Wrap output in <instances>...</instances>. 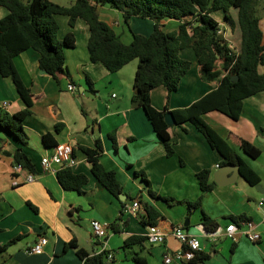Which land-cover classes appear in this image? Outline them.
Wrapping results in <instances>:
<instances>
[{"label": "crops", "instance_id": "crops-1", "mask_svg": "<svg viewBox=\"0 0 264 264\" xmlns=\"http://www.w3.org/2000/svg\"><path fill=\"white\" fill-rule=\"evenodd\" d=\"M102 8L104 6L98 8L100 19L110 25L120 39L124 32H117L116 27L123 22L121 13L116 10L101 12ZM230 13L236 20V12ZM5 14L6 10L0 8V18ZM259 15V26L264 33V12H259ZM59 16L56 19L61 30ZM215 19L222 25L229 45L237 50L240 44L238 26L230 30L221 17ZM63 21L66 34L71 28L67 18ZM153 23L148 18L132 17L127 26L130 32L148 35ZM162 23L165 31H173L179 21L166 19ZM73 31L75 46L65 49L66 72L58 73L56 77L41 72L38 53L32 49L22 51L13 61L32 94L31 113L22 122L27 136L23 150L38 166L40 158L53 151V147L44 145V134L51 133L57 144L70 142L76 159L71 167L75 172L87 175L88 182L82 187V192L65 190L55 174L38 171L33 181L23 182L25 172L22 171L17 175L20 183L13 185L12 158L0 154V246L19 237L0 251V264H84L74 248L64 250V245L75 238L78 247L89 255L98 252L89 228L92 219L117 224V231L109 228L106 232L105 249L113 253V259L106 261L108 264H134V252H139L148 264H166L164 255L182 246L169 234L175 225H182L187 233L196 235L201 247L199 252L206 255L204 260L191 264H264V203H260L264 196V91L243 100L238 119L217 110L203 115L205 122L221 137L229 136L233 141L241 138L260 150L257 157L251 158L234 147L258 176V182L252 185L241 176L240 170L237 172L234 167H225L220 154L189 122L168 127L175 143L173 154L167 156L145 112L131 102L137 61L132 60L118 71L109 72L100 63L89 60L86 24L78 20ZM124 39L123 43L130 42L131 35ZM180 55L191 62L190 69L175 91L168 93L163 86L150 91V101L156 109L172 111L187 106L217 86V81H206L200 77L193 52L183 49ZM86 77L93 83V92L88 89ZM69 83L76 89L69 90ZM104 92H111L108 99ZM2 102L8 103L0 107L8 113L24 108L12 80L0 76ZM56 124H62L57 133L54 131ZM109 133L115 135V146ZM0 138L3 140L2 148L12 151L14 143L1 130ZM95 139H99L102 145L100 163L117 174L122 186V199H117L100 186L90 173V164L81 147L93 148ZM233 141L230 142L234 146ZM205 168L209 169V180L214 184L210 191L201 193L196 173ZM140 171L144 172L155 193L171 197L174 201L169 204L161 198L151 197L144 182L135 175ZM127 196L134 197V200L140 197L161 213L156 225L168 233L163 243L149 244L145 240L142 248H122L128 236L144 235L146 231L137 216H122L118 220L122 207L120 201H129ZM200 196V206L188 212L185 201H195ZM28 202L36 207V211ZM203 214L217 223L213 233L204 228ZM239 216L255 222L260 234L256 242L247 239L241 230L236 233V241L223 235L231 218ZM185 219L187 225H184ZM209 234L216 236L215 242L210 241ZM39 237L47 238L43 252H26ZM169 264L185 263L174 261Z\"/></svg>", "mask_w": 264, "mask_h": 264}, {"label": "trees", "instance_id": "trees-1", "mask_svg": "<svg viewBox=\"0 0 264 264\" xmlns=\"http://www.w3.org/2000/svg\"><path fill=\"white\" fill-rule=\"evenodd\" d=\"M260 5L261 0H73L67 6L51 0H0V8L6 10V14L0 18V76L12 80L24 103V108L14 113L0 108V130L14 143L13 150L8 151L2 148L3 140L0 138V154L11 156L12 167L19 165L25 173L30 172L36 176L40 171L39 163L38 166L32 163L23 150L27 145V136L22 122L31 113L32 94L22 81L13 60L22 51L32 49L38 53L40 69L53 77L66 72L65 49L75 46L73 28L80 20L88 28L86 47L91 62L100 63L109 72H116L130 61H137L133 78L136 92L132 94L131 102L135 107L143 109L167 156L173 154L175 143L164 120L165 112L171 110L156 109L151 104L150 91L163 86L171 93L178 88L180 80L191 65L188 59L180 55V51L191 49L200 77L206 81H217V86L189 105L172 110L175 124L181 126L189 122L194 125L209 145L220 154L222 164L238 165L241 176L248 183L256 184L258 176L234 147L251 158L257 157L260 150L244 139L233 141L229 136L221 137L205 122L203 115L217 110L232 119H238L243 100L264 91V33L259 26ZM100 6L120 12L123 22L128 26L132 17L148 18L154 22L153 29L148 35L131 32V41L123 43L112 27L100 19ZM231 9L236 11V20L232 18ZM216 11L223 13L222 19L226 25L229 24L232 28L238 26L240 44L237 50L229 45L222 25L213 16ZM59 15L67 18L71 28L62 38H58L59 23L56 17ZM166 19L178 20L177 28L165 31L162 22ZM86 81L88 89L93 92L92 81L89 77H86ZM61 128L62 124H56L54 131L57 133ZM108 135L115 146L114 133ZM42 139L47 147L57 144L51 133L44 134ZM230 141L235 142L234 146ZM81 150L90 164V173L96 182L119 199L122 186L116 172L104 168L99 161L102 153L101 141L95 139L93 148L81 147ZM209 174L210 171L206 168L196 173L201 193L213 188L214 183L209 180ZM135 175L144 182L151 197L161 198L169 204L174 201L171 197L155 193L144 172H135ZM12 176L17 174L12 173ZM56 178L63 189L78 192H82V187L88 182L87 175L75 172L70 166L60 168ZM127 198L129 201L134 200V197ZM135 199L141 208L137 213L141 224L144 227L156 225L162 217L161 213L140 197ZM200 201L201 196L195 201H185L188 212L198 208ZM125 202L128 201H120L122 206ZM27 204L36 211L35 206L29 202ZM121 219L120 210L118 220ZM247 219L245 216L231 218L232 221ZM201 221L208 233H213L218 227L214 220L204 214ZM109 228L117 231V224L108 223L107 229ZM92 237L100 250L92 255L79 248L75 238L64 245V250L74 248L84 264H108L106 257L111 253L113 259L112 251L101 250L100 241L93 235ZM18 238L1 245L0 251ZM144 241L143 235L133 234L124 240L122 248H142ZM205 258L206 255L198 252L193 262ZM132 260L134 264H148L139 252L133 253Z\"/></svg>", "mask_w": 264, "mask_h": 264}, {"label": "built area", "instance_id": "built-area-1", "mask_svg": "<svg viewBox=\"0 0 264 264\" xmlns=\"http://www.w3.org/2000/svg\"><path fill=\"white\" fill-rule=\"evenodd\" d=\"M67 87L69 90L76 89L75 85L72 83H69ZM7 105V102L0 103V107H5ZM75 163L76 159L73 155V145L70 142H60L53 147L51 154H46L41 157L39 166L41 173H50L56 175L60 168L66 166L71 167ZM12 172L18 175L22 172V170L19 165H14L12 167ZM34 179L35 175L33 173L26 172L22 181L31 182ZM19 183L20 181L17 180V176H14L12 184L17 185ZM260 203H264V196L261 198ZM140 209L141 208L137 200L128 201L125 202L121 207V215L125 217L137 216V213L140 211ZM239 226H241V228H239ZM89 228L94 238L100 241V249H105L106 239L104 238L106 237L108 223L92 219L89 222ZM238 230H241L240 232L242 235L252 242H256L260 238V234L256 230L255 222L250 219L229 222L224 228L223 235L231 241H236V233ZM169 234L177 239L182 244V246L178 250L164 255V262L166 264L174 261L191 264L196 254L201 250L198 237L196 235L187 233L182 225L173 226ZM143 236L145 237L146 242L149 244H161L165 241L168 233L160 229L157 225H149L146 227V231ZM208 238L212 242L216 241V236L213 234H209ZM46 243V237H39L26 249V252L39 254L43 252ZM106 258L108 260L112 259V254L108 253Z\"/></svg>", "mask_w": 264, "mask_h": 264}, {"label": "rangeland", "instance_id": "rangeland-1", "mask_svg": "<svg viewBox=\"0 0 264 264\" xmlns=\"http://www.w3.org/2000/svg\"><path fill=\"white\" fill-rule=\"evenodd\" d=\"M51 1H52V2H55V3H58V4H61V5H65V6H67V5H69L73 0H51ZM100 11H101V12H104V11H106V12H115L114 9H111V8H109V7H107V6H104V9L102 8ZM231 12H236V11L233 10V11H231ZM259 12H264V0L261 1V5H260V8H259ZM213 16L216 17V18H218V19H220V17L223 18V14H222L221 11H216V12H214V13H213ZM59 18H60V19H59V22H60L61 30L58 31V34H59V35H58V38L60 37L61 34H64L65 31H66V30H64L65 27H66V25H65V23H64V21H63V20L66 19V17L63 16V15H60ZM232 18H233V17H232ZM222 20H223V19H222ZM233 20H234V18H233ZM81 22H82V21H81ZM82 24H84V23L82 22ZM67 26H68V25H67ZM227 26L230 28V30L233 29L232 27H230L229 24H228ZM118 27H119V28H118ZM67 28H68V27H67ZM116 31H117V32H119V31H123V32H124V33H122V36H121V38H120L121 41H122V40H123V41H126L124 38L127 37V36H130V35H131V32H130L129 27H128L126 24H124L122 21H121L120 25L116 27ZM128 43H129V42H128ZM185 50H188L189 52H192L191 49H189V48H187V49H185ZM110 93H111V92H104L103 95H104V97H105L106 99H108Z\"/></svg>", "mask_w": 264, "mask_h": 264}, {"label": "water", "instance_id": "water-1", "mask_svg": "<svg viewBox=\"0 0 264 264\" xmlns=\"http://www.w3.org/2000/svg\"><path fill=\"white\" fill-rule=\"evenodd\" d=\"M40 71H41V72H45V71L42 70V69H40ZM231 79L234 80L233 77H232ZM133 91L136 92V88H134ZM164 120H165V122L167 123L168 126H172V125L175 124L174 116H173V114H172L171 111H166V112H165V114H164ZM224 166H225V167H229V166H230V167H234V168H236L237 172H239V167H238V165H236V164H225ZM120 196H121V195H120ZM120 196H119V198L122 199V197H120ZM184 225H187V219H185V221H184Z\"/></svg>", "mask_w": 264, "mask_h": 264}]
</instances>
